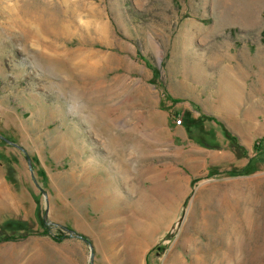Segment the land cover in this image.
I'll list each match as a JSON object with an SVG mask.
<instances>
[{"label": "rangeland", "instance_id": "obj_1", "mask_svg": "<svg viewBox=\"0 0 264 264\" xmlns=\"http://www.w3.org/2000/svg\"><path fill=\"white\" fill-rule=\"evenodd\" d=\"M0 137V264H264V0H0Z\"/></svg>", "mask_w": 264, "mask_h": 264}, {"label": "crops", "instance_id": "obj_2", "mask_svg": "<svg viewBox=\"0 0 264 264\" xmlns=\"http://www.w3.org/2000/svg\"><path fill=\"white\" fill-rule=\"evenodd\" d=\"M222 104L225 103V104H228V99H226L225 97H220L219 99ZM182 107L179 109H176L177 110V115H182L184 118L185 121H189V120H193L195 119V113H196V105L194 104H190V103H182ZM175 129L179 132V131H183V127L181 128V130L179 129V126L178 127H175ZM218 156H222V161H225V162H229V158L231 157L230 154H219Z\"/></svg>", "mask_w": 264, "mask_h": 264}, {"label": "water", "instance_id": "obj_3", "mask_svg": "<svg viewBox=\"0 0 264 264\" xmlns=\"http://www.w3.org/2000/svg\"><path fill=\"white\" fill-rule=\"evenodd\" d=\"M0 138H2L5 142H7L8 144H11V145H14L16 148H18L19 150H21L23 153H25L20 147H18L16 144H14V143H12L11 141H9V140H7V139H4L3 137H0ZM79 236V235H78ZM81 239H82V237L81 236H79ZM90 248H91V246H90ZM92 256H93V250H92V248H91V258H92Z\"/></svg>", "mask_w": 264, "mask_h": 264}, {"label": "built area", "instance_id": "obj_4", "mask_svg": "<svg viewBox=\"0 0 264 264\" xmlns=\"http://www.w3.org/2000/svg\"><path fill=\"white\" fill-rule=\"evenodd\" d=\"M173 123L175 126H181L183 124L182 118H176Z\"/></svg>", "mask_w": 264, "mask_h": 264}, {"label": "trees", "instance_id": "obj_5", "mask_svg": "<svg viewBox=\"0 0 264 264\" xmlns=\"http://www.w3.org/2000/svg\"><path fill=\"white\" fill-rule=\"evenodd\" d=\"M8 238H9V239H8ZM8 238H7L8 240H12V239H14V238L16 239V237H13V236L8 237ZM63 238H64V237H61V236H60V237L56 238V241H61ZM84 239H86V238H84ZM86 240H87V239H86Z\"/></svg>", "mask_w": 264, "mask_h": 264}, {"label": "bare ground", "instance_id": "obj_6", "mask_svg": "<svg viewBox=\"0 0 264 264\" xmlns=\"http://www.w3.org/2000/svg\"><path fill=\"white\" fill-rule=\"evenodd\" d=\"M99 117V116H98ZM105 128V127H104ZM121 159V158H120Z\"/></svg>", "mask_w": 264, "mask_h": 264}]
</instances>
